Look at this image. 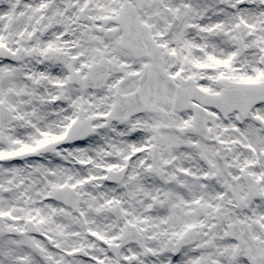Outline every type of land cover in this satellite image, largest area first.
<instances>
[{
	"label": "snow or ice",
	"instance_id": "1",
	"mask_svg": "<svg viewBox=\"0 0 264 264\" xmlns=\"http://www.w3.org/2000/svg\"><path fill=\"white\" fill-rule=\"evenodd\" d=\"M0 264H264V0H0Z\"/></svg>",
	"mask_w": 264,
	"mask_h": 264
}]
</instances>
